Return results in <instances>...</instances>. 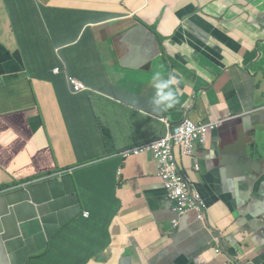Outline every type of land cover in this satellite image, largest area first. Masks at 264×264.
<instances>
[{
	"label": "crops",
	"instance_id": "crops-1",
	"mask_svg": "<svg viewBox=\"0 0 264 264\" xmlns=\"http://www.w3.org/2000/svg\"><path fill=\"white\" fill-rule=\"evenodd\" d=\"M197 14L233 40L227 46L214 42L224 48V65L205 52L195 55L201 45L190 47L180 38L166 44L168 55L186 59L178 76L163 63L159 40L121 35L133 27L128 20L140 18L171 39L181 25L191 31ZM74 16L84 26L77 38ZM72 42L85 44L72 56L91 60L87 70L94 83L77 95L51 72L62 47L61 59L76 75L63 44ZM263 48L264 0H102L99 6L0 0V190H10L0 196V264H83L77 253H60L63 234L72 245L82 244L93 264H226L218 253L221 242L253 261L264 259V126L243 142L241 170L230 147L235 149L232 121L264 108V74H251ZM161 70L162 82L173 75L186 79L181 91L175 85L168 90L192 111L195 123L220 125L207 145L182 144L171 161L205 198L210 224L197 212L177 211L162 178L168 167L152 150L178 132L155 121L168 110L164 102L155 104L153 79ZM186 119L173 116L170 122L182 126ZM145 144L150 147L142 157L124 161L121 153ZM56 162H92L73 175L78 195L69 185L12 190L23 185L17 178Z\"/></svg>",
	"mask_w": 264,
	"mask_h": 264
},
{
	"label": "clouds",
	"instance_id": "clouds-1",
	"mask_svg": "<svg viewBox=\"0 0 264 264\" xmlns=\"http://www.w3.org/2000/svg\"><path fill=\"white\" fill-rule=\"evenodd\" d=\"M50 1L51 0H38V3L41 6H47L50 3ZM6 7H7V4H6ZM172 38H173L172 42H177L180 38H183V43L187 44L190 47H192L193 43H198L199 45H201L202 48H194V49H195L196 53H198L199 56H202V52H205L206 54L211 56L217 63H219L221 65H224V48L222 46L214 47V42H217L223 46H227L228 43L233 41L221 29L217 28L208 19H206L205 17H203L199 14H197L196 17L194 18V23L192 24V30L191 31L186 29L183 25H181ZM164 39H165V42L163 45L166 47V44L171 42V41H169L170 38L164 37ZM257 55H258V50L254 53H248L246 56V59H248V61H252L253 58L256 57ZM163 63L166 66L170 67L171 70L176 75L179 76L182 69L185 67L186 59L183 56L173 57V56L166 54V56L163 58ZM238 67H240V65L234 66L233 68H238ZM53 74L57 76L56 73H53ZM162 76L166 77V74L163 72V70L159 71L156 74L155 79L156 80H162ZM178 76H175V75L170 76L166 82L156 83L154 85L157 89V97H158V99L155 100L156 105H159V104H161V102H164L166 109H171L175 106V104L177 103L176 92L171 91V90L165 92L164 89H167V88H169V86H172V85L178 86L180 83V79ZM261 113H264V108L263 109H254L253 112L248 113L247 115L239 116L232 122L235 124V123H237V121L239 119L251 118L254 115H259ZM187 122L192 123L191 120H189V119H186V123ZM212 123H214V122H212ZM212 123H210V124H212ZM163 124H165L166 127L170 128V129L176 128L178 130H181L185 125L184 124L182 126L173 127L171 125L170 121L168 123H163ZM195 124L198 126L209 125V124H197V123H195ZM215 124L217 125V123H215ZM219 128L220 127H218V129ZM3 134H4V128H0V136ZM179 134H182V133L181 132H179V133L177 132V134L172 133L170 137L161 141L154 148H152V150L155 153V156H156V148H159L157 151V155H159L161 148H162L161 149L162 152L168 153V155L162 159H159V158L157 159V156H156L157 162L162 166L168 167V169L176 168V166L174 164H171V161L173 160V156L176 153V151L178 149H180L182 144L187 145L186 144L187 140H183L182 138L177 137ZM212 134L213 133L209 132L205 138L199 137L197 140H193L191 142V145H189V146H191L192 148L195 149L196 147L207 145ZM233 141L236 142L235 140H233ZM49 145H50V143H49ZM50 147H51V145H50ZM149 147H150V145H146V149H149ZM136 148H138V147L132 148V151H138V150H136ZM9 150H10V152L13 151V146L10 147ZM231 151L235 152V154L237 155V158H238L237 166H238V169L241 170L243 168V166H241L242 163L239 160V157L242 156L241 150L240 149L233 150L231 148ZM126 154L127 153H125V154L121 153L122 158L124 156L125 160H127L129 158V157H126ZM143 154H141L139 156H136V155H134V156L137 158H140V157H142ZM37 157H38V155L36 157H34L32 164L35 163ZM91 166H92V162L85 163V164H77L74 167H60L58 165V163L56 162L54 165H52L48 169H44L40 172H36L34 175H32L30 177L22 178L20 180V183H23V185H21L20 187L14 188L12 190L27 189L28 187H30L32 185H35L38 187L48 186L50 188L69 185L72 187L73 191H75V193L78 195L77 185H75L73 175L76 171L84 169V168H88ZM245 176L252 178L251 180H253V178H256V177H252L250 175H245ZM188 179L190 180L189 177H188ZM192 185H193V183H192ZM193 186L196 187L195 185H193ZM165 190H166V193L168 195V198L170 199L171 193L166 189V187H165ZM9 191L10 190H0V196L8 193ZM31 192H33V191H31V190L25 191L24 193H26L27 195H30ZM174 206H175V204H174ZM208 210H209V207H208ZM193 212H197V211H193ZM187 214H185V215H187ZM84 215L87 219H90L92 216L91 213H85ZM199 216H200V214H199ZM201 221L210 224L208 216H207L206 220H201ZM219 248L220 249L218 250V252L220 251V255L224 256L227 259L226 264H241L239 261L242 258H245L248 261V263H250V264H264V259L253 261V260L249 259L248 257L243 256L241 253V249H239L238 247H234L233 249H229L227 247H222V248L219 247ZM100 264H105V263H100ZM151 264H154V262H152Z\"/></svg>",
	"mask_w": 264,
	"mask_h": 264
},
{
	"label": "trees",
	"instance_id": "trees-1",
	"mask_svg": "<svg viewBox=\"0 0 264 264\" xmlns=\"http://www.w3.org/2000/svg\"><path fill=\"white\" fill-rule=\"evenodd\" d=\"M74 21L77 25V29L75 32V37L77 38L80 36V34L82 32H84V26L76 17L74 18ZM128 21H131L133 23V27L131 29H128V30L122 32L121 35L125 39L126 38H132V37H138L139 41L141 42L145 35L153 36L154 39L160 41L161 46L163 47V49L166 51V54H167V49L163 45L165 42V39H164V36L161 35V33L159 32L158 26L148 25L147 23H145L140 18H134V19H131ZM63 44L67 45L68 46L67 48H70L68 51H69L71 56H72L73 51L82 50L85 47V44L81 43V42H79V44H75V42L67 43V44L63 43ZM62 51H63L62 47L57 49L56 62L52 65L51 72L56 73L58 78L63 77L67 81L68 86H69L72 94L77 95V94L82 93V92H87L89 90L88 87L94 86V83L90 81L89 76H88L89 71L87 70V64L85 65V67H82L80 65L78 57L74 58L72 56L73 61H74V65H75V74H76V75H74L73 73H71L69 71L67 63L61 59ZM166 54H165V56H166ZM89 61H91V60H88L87 63ZM168 110H169V112H172L174 117L181 119L183 117V113H185L187 111V108H183L182 110H179V109L173 107V108L168 109ZM249 134H252V133L249 132ZM109 137H110V139H113L112 131H109ZM131 152H132V148L127 149L123 152V154H125V153L131 154L127 160H125V157L123 156L124 161L127 162L131 159L137 158L134 155H132Z\"/></svg>",
	"mask_w": 264,
	"mask_h": 264
},
{
	"label": "built area",
	"instance_id": "built-area-1",
	"mask_svg": "<svg viewBox=\"0 0 264 264\" xmlns=\"http://www.w3.org/2000/svg\"><path fill=\"white\" fill-rule=\"evenodd\" d=\"M217 127H220L217 124ZM181 132L177 137L187 140V146L191 145L193 140H197L199 137L205 138L209 133L208 129L204 126L195 128V126L187 122L181 130H178V133ZM159 148H156L157 159H162L168 155L166 152H162L160 149L159 155L157 151ZM149 149H146L143 153L147 152ZM132 155L139 156L143 153L139 151H132ZM131 154L127 153L126 157H130ZM162 178L166 182V189L173 195L175 200V206L177 210L185 215L187 213L197 211L200 214L201 220H206L208 216V204L201 193L194 187L188 177L179 175L176 172V168L173 169H164L162 172ZM224 245L222 242L219 243V246ZM225 246V245H224ZM220 254V251L218 252ZM241 264H250L245 258L240 259Z\"/></svg>",
	"mask_w": 264,
	"mask_h": 264
},
{
	"label": "rangeland",
	"instance_id": "rangeland-1",
	"mask_svg": "<svg viewBox=\"0 0 264 264\" xmlns=\"http://www.w3.org/2000/svg\"><path fill=\"white\" fill-rule=\"evenodd\" d=\"M77 4L79 5H83V4H94V5H100L102 4V0H76ZM169 41H173V38H171ZM78 52V50L73 51L72 53ZM262 54H263V59L262 62L258 63V66L254 67L253 70H251V74L252 75H256V72L258 70H261L264 74V48L262 49ZM195 55H198V53H196ZM80 65L82 67H85V65L87 64V59L82 58V57H78ZM180 79V83L178 86H175L177 89H179L181 91L182 86L184 85V83L186 82V79L184 78H179ZM188 83H191L194 87L201 85L200 83L197 82L196 78H188L187 79ZM156 83H162V80H156L153 79V85H155ZM203 86H206V84H203ZM155 87V86H154ZM156 89V87H155ZM157 90V89H156ZM165 92L169 91L168 88L164 89ZM184 91L186 92V90L184 89ZM192 104L194 106H199L201 104L200 100L197 99H192ZM165 104V103H164ZM174 108H177L179 110H182L183 107L181 105V102L177 101V103L175 104ZM167 115L165 118H156L155 121L157 123H168L169 121H172L173 119V114L172 112H169V110L166 111ZM183 117L188 118L191 120L192 124L195 126V128H199L200 126L196 125L193 120V113L191 110H187L185 113H183ZM204 128L208 129V131L210 133L216 132L218 131V127L215 123L209 124V125H205ZM250 136L248 135V133L246 131H244L243 129L240 130L238 133L234 134V139L237 142L238 139H243L244 142H247L249 140ZM261 139L264 138V133L262 134V136L260 137ZM136 150H138L140 153H143L146 150V144L145 145H141L138 146V148H136ZM21 178H17L16 182H20ZM64 225L66 226V223L64 222ZM65 233V232H64ZM57 244L60 247V253L61 254H65V253H77L79 254L82 258H83V264H93L94 262L88 259V255L84 249V246L79 245V247H77L75 244H71L70 242V238L66 237L65 234H63L61 237H59V239L57 240ZM222 247H227L224 245H221ZM61 264H69V261H65L62 260Z\"/></svg>",
	"mask_w": 264,
	"mask_h": 264
},
{
	"label": "water",
	"instance_id": "water-1",
	"mask_svg": "<svg viewBox=\"0 0 264 264\" xmlns=\"http://www.w3.org/2000/svg\"><path fill=\"white\" fill-rule=\"evenodd\" d=\"M235 125L236 127H239V129L243 128V130L246 131L248 135L249 132L253 133V135H257L259 133V128L264 126V113L254 115L251 118L239 119ZM243 142V139H238L237 142H233L235 143V149H233L234 147L231 145L230 147L233 150L241 149ZM241 166H243V164H241Z\"/></svg>",
	"mask_w": 264,
	"mask_h": 264
},
{
	"label": "flooded vegetation",
	"instance_id": "flooded-vegetation-1",
	"mask_svg": "<svg viewBox=\"0 0 264 264\" xmlns=\"http://www.w3.org/2000/svg\"><path fill=\"white\" fill-rule=\"evenodd\" d=\"M235 130H236V133H238V131H239L240 129H239V127H236Z\"/></svg>",
	"mask_w": 264,
	"mask_h": 264
}]
</instances>
